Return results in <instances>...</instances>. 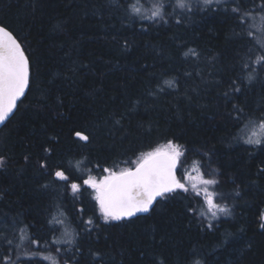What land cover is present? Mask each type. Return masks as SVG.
I'll return each mask as SVG.
<instances>
[{
    "label": "trees",
    "instance_id": "1",
    "mask_svg": "<svg viewBox=\"0 0 264 264\" xmlns=\"http://www.w3.org/2000/svg\"><path fill=\"white\" fill-rule=\"evenodd\" d=\"M138 1L0 0V24L31 65L0 131V264H264V138L245 142L264 117V67L253 63L264 37H248L232 12L258 16L264 0L165 9L163 19L136 13ZM168 141L187 149L182 167L219 181L230 214L211 218L200 197L178 191L105 223L83 179ZM21 235L40 243L17 249Z\"/></svg>",
    "mask_w": 264,
    "mask_h": 264
},
{
    "label": "snow or ice",
    "instance_id": "2",
    "mask_svg": "<svg viewBox=\"0 0 264 264\" xmlns=\"http://www.w3.org/2000/svg\"><path fill=\"white\" fill-rule=\"evenodd\" d=\"M220 2L221 0H216L217 4ZM233 2L235 3V0ZM212 3L213 0H203V5ZM176 6L186 7L185 0H177ZM163 8L162 3L157 4L155 10L151 12L150 18L163 19ZM134 11L139 13L140 9L135 8ZM256 11L260 14L259 35L264 37V3ZM232 12L239 17L238 22L242 28L245 24L248 25L244 29L247 36L253 37L257 31V25L249 21H255L256 16L247 10H242L239 5L234 7ZM257 46L264 48V39H261ZM250 51H252L251 48ZM253 63L264 67V54L257 56ZM244 67H248V64L245 63ZM252 71L254 72L255 69ZM30 77V60L24 48L12 31L6 26L0 25V123L8 120L17 108V101L25 95L26 90L30 87ZM249 78H252L251 73ZM256 123L260 132H253L252 136L245 141L246 143H262L261 133H264V117L258 118ZM75 135L80 140H89L88 135L79 131ZM186 152L187 149L182 145L168 141L164 145L142 153L135 161H124L125 167H119L117 164H113L112 167H101L97 163L96 167L100 168L104 175L99 178L89 175L83 179L82 184L93 190L99 217L105 223L130 219L136 217L138 213H148L158 198L168 199L178 191L189 193L190 189L194 197H200L203 200L211 218H216L218 214L229 215V208L216 202V197L221 194L209 190V186L215 187L219 184L212 173H208V178H205V173L199 171V167H197L193 169L199 173L197 177H193L189 173L178 175L182 168V158H186ZM2 164L3 160L0 159V165ZM55 176L64 181L69 179L64 170H57ZM192 181H198V183ZM198 184L204 187L200 188ZM70 186L73 192H79L81 189V184L76 182H72ZM192 210L195 211V208ZM200 215L206 216V213L202 211ZM56 222L63 223V221ZM86 223L92 225L94 221L89 219ZM209 227L212 225L209 224ZM261 227H264V223L261 224ZM65 235L70 236L71 234L65 232ZM19 239L20 243L16 245L17 249L23 246L25 241L32 245L40 243L39 240L25 235H21ZM67 242L70 243L71 240ZM7 243L11 245L12 241L8 240ZM45 259H51L52 264H58L55 257H45ZM5 261L6 264H11L10 258L6 257ZM161 264H163L162 261Z\"/></svg>",
    "mask_w": 264,
    "mask_h": 264
},
{
    "label": "rangeland",
    "instance_id": "3",
    "mask_svg": "<svg viewBox=\"0 0 264 264\" xmlns=\"http://www.w3.org/2000/svg\"><path fill=\"white\" fill-rule=\"evenodd\" d=\"M221 1H225V0H221ZM144 2L145 3H143V5H142V3L138 1V4L136 5L135 8H139L140 9L139 13L141 15H143L144 17H149V18L151 17V12L155 10L156 5L160 4V3H162L164 5L163 10H165V9L169 10V12L171 14H173L177 10L186 12L187 10H191L193 8H196V7L201 8V7H204V6L205 7L208 6V5H203V0H185L186 7H184V8H179V7L176 6L177 0H145ZM212 4H216V0H213ZM204 8H202V9H204ZM251 23H255L257 25V29H259V27H260L259 15L256 16V20L255 21H251ZM246 129L247 130L249 129V131H246V133L248 132V137L247 138L251 137L253 132H258V133L260 132L256 122L252 123L250 126L248 125L246 127ZM261 137H262V139L264 138V133H261ZM162 145H164V144H162ZM197 167H199V165H197V163H193L191 165L182 167V173H189L193 177H197L199 173L197 171L193 170V169H195ZM199 171H202L200 167H199ZM205 178H208V177L205 176ZM192 182L198 183V181H192ZM198 187L203 188L204 186L198 184ZM209 190L217 192L212 186H209ZM190 191H191V189H190ZM216 202L217 203H221L218 200V196L216 197ZM204 206H205V209L207 211V206L205 204H204ZM229 210H230V208H229ZM208 214L210 215V213H208ZM224 216H227V215L218 214V216L216 218L224 217ZM69 237H68V239H69ZM64 239H65V237L62 239V241H64Z\"/></svg>",
    "mask_w": 264,
    "mask_h": 264
},
{
    "label": "water",
    "instance_id": "4",
    "mask_svg": "<svg viewBox=\"0 0 264 264\" xmlns=\"http://www.w3.org/2000/svg\"><path fill=\"white\" fill-rule=\"evenodd\" d=\"M0 25H2V24H0ZM2 26H4V25H2ZM9 30H10V29H9ZM10 31H11V30H10ZM13 34H14V33H13ZM14 35H15V34H14ZM15 36H16V35H15ZM16 38H17V37H16ZM17 40H18V42L21 44V42L19 41L18 38H17ZM21 46L23 47L22 44H21ZM25 53H26V52H25ZM26 55H27V54H26ZM27 92H28V90H26L25 95H24L23 97H21L20 100L17 101V108H18V104H19V102H20V101L26 96ZM17 108L14 110L13 114L9 117V119L14 115V113H15L16 110H17ZM9 119H8V120H9ZM8 120H6V121L3 122V123H0V131H1V129L3 128V126L7 123ZM81 133H82V132H81ZM83 134H85V133H83ZM77 138H78V137H77ZM82 141H83V140H82ZM84 142H88V141H84ZM159 200H160V198L157 199V202H158ZM157 202L153 205L152 209H153L154 206L157 204ZM152 209H151V210H152ZM151 210H150V211H151ZM150 211H149V212H150ZM144 214H146V213H138L137 216H139V215H144Z\"/></svg>",
    "mask_w": 264,
    "mask_h": 264
}]
</instances>
